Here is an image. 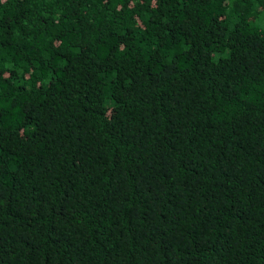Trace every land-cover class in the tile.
Instances as JSON below:
<instances>
[{
  "label": "trees",
  "instance_id": "obj_1",
  "mask_svg": "<svg viewBox=\"0 0 264 264\" xmlns=\"http://www.w3.org/2000/svg\"><path fill=\"white\" fill-rule=\"evenodd\" d=\"M0 264H264V0H0Z\"/></svg>",
  "mask_w": 264,
  "mask_h": 264
}]
</instances>
